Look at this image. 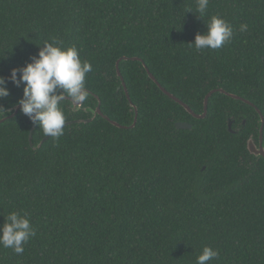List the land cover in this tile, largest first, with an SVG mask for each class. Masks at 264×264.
<instances>
[{
    "label": "trees",
    "instance_id": "16d2710c",
    "mask_svg": "<svg viewBox=\"0 0 264 264\" xmlns=\"http://www.w3.org/2000/svg\"><path fill=\"white\" fill-rule=\"evenodd\" d=\"M213 15L233 37L197 50ZM198 16L196 0H0V76L53 39L93 68L82 107L61 103L58 139L9 117L23 85L0 100V226L17 212L36 231L21 255L0 246V264H196L206 246L219 251L208 264H264V157L248 150L264 116V0H210ZM147 69L198 115L213 90L254 106L217 92L196 119ZM99 105L127 128L79 122Z\"/></svg>",
    "mask_w": 264,
    "mask_h": 264
},
{
    "label": "clouds",
    "instance_id": "9594fccd",
    "mask_svg": "<svg viewBox=\"0 0 264 264\" xmlns=\"http://www.w3.org/2000/svg\"><path fill=\"white\" fill-rule=\"evenodd\" d=\"M209 2L196 0V12L201 20L207 16ZM188 12L193 13L191 9ZM206 27L207 32L197 34L194 44H190L197 50L220 49L233 37L232 27L219 16H211ZM247 27L241 25L240 31H247ZM92 71V64L80 58L75 45L65 48L61 41L53 39L43 45L31 63L13 68L7 78L0 76V100L10 96L9 83L18 88L23 85V97L18 101L21 112L39 126L45 137L58 139L64 134L66 124L61 103L69 99L73 104H81L87 99L86 77ZM35 235L30 219L12 212L0 226V246L21 255L25 251L23 245ZM218 257V250L206 246L197 256L196 264H208Z\"/></svg>",
    "mask_w": 264,
    "mask_h": 264
},
{
    "label": "water",
    "instance_id": "95a60500",
    "mask_svg": "<svg viewBox=\"0 0 264 264\" xmlns=\"http://www.w3.org/2000/svg\"><path fill=\"white\" fill-rule=\"evenodd\" d=\"M132 60H139L138 58H133ZM117 69H118V75L121 77V80H122V83H123V86H124V89H125V92H126V94H127V96H128V99H129V101H130V104H131V107H133L134 109H135V113H136V115H135V121H134V124L131 126V127H135L136 126V124H137V121H138V109H137V107L133 104V102L131 101V99H130V96H129V93H128V90H127V87H126V85H125V82H124V80H123V78H122V75H121V72H120V69H119V62H118V64H117ZM147 72H148V74H149V76H150V78L159 86V88L166 94V95H168L171 99H173L174 101H176L177 103H179L180 105H182L194 118H196V119H204L206 116H207V114H208V105H209V100H210V98L213 96V94H215V93H217V92H220V93H223V94H226V95H228L229 97H232V98H234V99H236V100H240V101H243V102H245V103H247V104H249V105H251V106H254L251 102H249L248 100H245V99H243V98H241V97H239V96H237V95H234V94H230V93H227L225 90H223V89H220V90H213V91H211L207 96H206V98H205V107H204V113L202 114V115H198V114H196L195 112H193V110L187 105V104H185L183 101H181L180 99H178L177 97H175L173 94H171L170 92H168L165 88H163L161 85H160V83L155 79V77L149 72V70L147 69ZM74 105V108L76 109V108H81L82 107V105H83V102L81 103V104H73ZM19 111H20V108H19V106H17L16 108H15V110L13 111V110H11V113H12V115L11 116H9L10 118L11 117H14V116H16L18 113H19ZM256 111L259 113V115H260V118H261V129H260V137H259V144H257L254 140H253V138H250L249 139V141H248V150H249V152L252 154V155H254V156H256V157H264V145H263V132H264V116H263V114H262V112L259 110V109H257L256 108ZM97 115H101V116H104L103 115V113H102V111H101V108H100V105L97 107V109L95 110V111H93V117L91 118V119H88V120H85V121H79L80 123H82V122H84V123H90V122H92L95 118H96V116ZM107 120H109V121H111L110 119H109V117H107V116H104ZM4 120H1L0 121V123L1 122H3ZM111 123L113 124V125H115L116 127H119V128H127V127H123V126H121L119 123H117V122H114V121H111ZM69 124H71V123H66L65 124V127L67 126V125H69ZM232 125H233V122L232 121H230L229 122V130L232 132V133H234V131L232 130ZM177 129H184V130H187V129H192V126L189 124V123H184V122H178L177 123ZM50 138V136L49 137H46L45 139H44V141L43 142H45V141H47L48 139ZM42 142V143H43ZM42 143L39 145V146H41L42 145Z\"/></svg>",
    "mask_w": 264,
    "mask_h": 264
}]
</instances>
